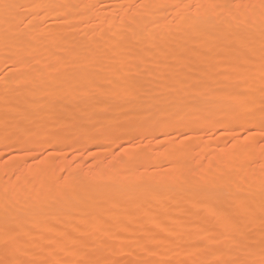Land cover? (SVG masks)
Wrapping results in <instances>:
<instances>
[{
  "label": "rangeland",
  "instance_id": "374dc122",
  "mask_svg": "<svg viewBox=\"0 0 264 264\" xmlns=\"http://www.w3.org/2000/svg\"><path fill=\"white\" fill-rule=\"evenodd\" d=\"M6 2L17 7L12 27L0 22V109L11 106L0 111V264L259 259L264 186L252 181L264 178L260 0ZM157 2L179 7H140ZM17 46L49 56L32 63L27 55L17 71L9 54ZM161 60L174 78L150 70ZM226 93L225 105L241 106L221 116L207 108ZM227 182L246 187L237 201L222 200ZM38 195L48 197L45 208L22 209ZM29 212L40 219L28 226ZM218 215L228 220L219 224ZM57 237L65 248L53 255Z\"/></svg>",
  "mask_w": 264,
  "mask_h": 264
},
{
  "label": "bare ground",
  "instance_id": "6f19581e",
  "mask_svg": "<svg viewBox=\"0 0 264 264\" xmlns=\"http://www.w3.org/2000/svg\"><path fill=\"white\" fill-rule=\"evenodd\" d=\"M85 2V1H84ZM14 9H12L11 11H9L8 12V14H6V13H1V11H0V22H2L3 24H5V26L7 27V28H9V27H12V24H13V22H15V19L13 18V15L11 14V13H13L14 11H13ZM3 12H4V10H2ZM189 21H192V19H190ZM145 23L146 22H143V24L145 25ZM142 24V25H143ZM197 24H198V22H197ZM144 25H143V30H145L144 32H143V34L146 32V27H145V29H144ZM146 26V25H145ZM140 28V27H139ZM2 29H0V37H1V35H2V33L4 32V31H1ZM8 30V29H7ZM141 30V29H140ZM39 30H36V32H34V34H36L37 32H38ZM189 50V51H188ZM187 50V52H186V54H187V58H186V60H185V64H191L192 62H193V55L194 54H192L193 52H192V49H188ZM151 51H155V49H153L152 47H151V49H150V51L149 52H151ZM43 52V51H42ZM48 53H49V51H47ZM156 52V51H155ZM159 52H162V51H159ZM192 52V53H191ZM44 53V52H43ZM48 53H46V54H44V55H39V54H41L40 53V51H39V54L38 53H36L33 49H27V48H19V46H17V47H11L10 49H9V54L12 56L11 58L13 59L12 60V63L13 64H17L18 65V67H17V71H22V70H24L25 69V64H24V62H23V60H24V57L25 56H27V55H30L31 56V62L33 63H35V62H37V63H41V62H43V60L45 59V58H47V56H49V54ZM162 55V57H163V59H165V57H164V55L163 54H161ZM108 56V55H107ZM172 56H174V55H172ZM49 58V57H48ZM53 58V57H52ZM169 58H172V57H168V60H169ZM194 58H196V57H194ZM50 60H51V58H49ZM162 59V60H163ZM167 59V58H166ZM165 59V60H166ZM158 61V62H156L155 64L153 63V64H151V66H150V70L152 71V69H156V70H158L159 68H161L162 70H163V72L161 73V77L160 78H162V80L164 79V80H166V79H168V78H174L175 76H173L174 74H173V72H172V70H171V66L170 65H168L167 66V64H163L162 62L163 61ZM205 60V57H202V59H200V61L201 62H203ZM29 61V60H28ZM29 61V62H30ZM19 63V64H18ZM31 63V64H32ZM44 63V62H43ZM171 64V63H170ZM37 65V64H36ZM57 65L58 64H56V65H54V66H52V70L51 71H55L56 70V68H57ZM176 66V65H175ZM37 67V66H36ZM152 68V69H151ZM149 69V68H148ZM162 70H160V71H162ZM36 71H38V70H36ZM35 71V73H33L34 75H33V77L35 76H37L39 73V71L38 72H36ZM256 72H262V70H261V65L258 67V69L256 70ZM41 73V72H40ZM235 76H241V73L240 72H235ZM32 77V76H31ZM34 77V78H35ZM177 78V77H176ZM202 87H204V86H202ZM203 89H205V88H202V90ZM118 90V89H117ZM200 92V91H199ZM204 92H206V90L204 91ZM260 92V91H259ZM201 93H202V91H201ZM262 93V92H261ZM205 94V93H204ZM203 94V95H204ZM201 95V94H200ZM254 100H255V98H254ZM256 100L257 101H259V98L257 99L256 98ZM227 102H229V100H228V97H227V93H226V95L225 94H223L222 95V97L220 98V100H217V101H212L209 105H207V108L208 109H212L213 107H218L219 109H218V113L220 114V116L221 115H224V114H226L231 108H234V107H237L238 105L239 106H241L240 104H242V102H241V100H234L232 103H233V105L231 104V105H225V104H227ZM255 102V101H254ZM260 102V101H259ZM55 104V103H54ZM56 105H50L49 107H47V111L49 110V111H51V109H54V107H55ZM252 106V108H257L258 106H260V105H257V103H255V105H251ZM34 107V106H33ZM33 107H31V108H33ZM12 108H13V106H12ZM230 108V109H229ZM259 108V107H258ZM11 110V106L9 107V106H5L4 108H2L1 107V109H0V111H10ZM131 109H129V111H130ZM131 112V111H130ZM75 117L76 118H80V115H79V112L77 111V114L75 115ZM122 117H121V114L120 113H116V115H115V117L113 118V122L114 123H116L118 120H120ZM244 123V122H243ZM63 124V119L61 118V119H59L58 121H56V123L54 124V125H52V126H50L48 129H51V130H58L59 128H60V126ZM77 129V128H76ZM76 133L78 134L79 132H78V129H77V131H76ZM68 138V137H67ZM4 139V138H3ZM70 139V138H69ZM69 139H65V143L66 142H68L69 141ZM71 140V139H70ZM253 146V145H252ZM239 152V151H238ZM129 153H130V151H129ZM234 153H235V151H234ZM237 153V152H236ZM244 154V153H246V151H244V150H242L241 152H240V154ZM127 154V153H126ZM132 154V153H131ZM130 155V154H129ZM138 155H140V154H138ZM166 155V154H165ZM253 155V154H252ZM251 155V156H252ZM132 156V155H131ZM241 156V155H240ZM129 157V156H128ZM172 157V156H171ZM127 158V157H126ZM129 160V159H128ZM249 168V167H248ZM247 167L245 168V171L248 169ZM250 169H251V167H250ZM249 169V170H250ZM126 174H129L128 172H126ZM125 174V175H126ZM264 176V175H263ZM72 181V180H71ZM74 182V181H73ZM263 182H264V178H259V179H255V180H253L252 181V186H255L256 184L257 185H262V186H264L263 185ZM78 183V182H77ZM84 183V182H83ZM85 184V183H84ZM120 185V184H119ZM226 187H227V189H228V191L230 192V195L229 196H227V197H224V198H222V200L224 201L225 200V202H234V201H237V192H239V191H244L245 190V188L246 187H243V186H241L240 187V185H238L237 183H233V182H227L226 183V185H225ZM73 187V186H72ZM40 188V187H39ZM123 188H126L125 186H123ZM261 189V188H260ZM63 191V190H62ZM261 192V191H260ZM262 192H264V188H263V191ZM4 193H6V192H4ZM262 194H264V193H262ZM148 195V194H147ZM146 195V196H147ZM150 195H152V193L150 194ZM153 196V195H152ZM77 198V197H76ZM150 198H151V196H150ZM152 198H154V197H152ZM48 203H49V200H48V197H44V196H37V197H35V198H24L23 200H22V203H21V207H22V209H25V210H28V211H33V209L34 208H45V206H47L48 205ZM124 203V202H123ZM191 203H189V205H190ZM193 204V203H192ZM243 204V203H242ZM121 206L122 205H125V204H120ZM194 207V206H193ZM192 207V208H193ZM141 210H143L142 208L140 209L139 208V210L137 211V213L135 214L136 216L135 217H138L137 215H142V214H139V212L141 213L142 211ZM82 212H84V211H79V214L78 215H80ZM144 212V211H143ZM29 213H31V214H29ZM28 214V216H27V225L29 226V225H32V224H34L36 221H38L39 219H40V217H38L37 216V214L35 215V214H33L32 212H29ZM193 215H195V214H193ZM198 216V215H197ZM219 217H217V219L215 220V221H217L219 224H221V223H224V222H226L227 220H228V217H225V215H218ZM262 216H264V212H263V214L261 215V217ZM148 217V216H147ZM251 217H249L248 219H250ZM139 219H140V217H139ZM190 219H195L196 221L198 220H201V218L200 217H196V216H189L188 218H187V220H190ZM212 219V218H211ZM154 220V219H153ZM146 220L147 221V223H145L147 226H152V225H155V224H161L160 223V220ZM155 223V224H154ZM244 223V222H243ZM245 224V223H244ZM137 223H136V226L134 227V229L137 227ZM261 228V227H260ZM259 231H260V229H258ZM257 231V234L258 235H260L262 232L260 231ZM196 232V231H195ZM260 233V234H259ZM34 236V234L32 233V232H30V231H28V232H25V237L26 238H28V239H30V238H32ZM245 236V235H244ZM58 238V237H57ZM62 241H64V240H62L61 239V237H59L58 239H57V241H56V245H55V247H54V250H53V252H52V254L54 253H59V252H61L65 247H64V244H63V242ZM209 241V240H208ZM14 242V241H13ZM65 242H67V240H65ZM207 246V245H206ZM205 247V246H204ZM53 254V255H54ZM197 254V253H196ZM199 254V253H198ZM203 253H201L200 252V254L199 255H197V257H200V255H202ZM196 256V255H195ZM196 257V258H197Z\"/></svg>",
  "mask_w": 264,
  "mask_h": 264
},
{
  "label": "snow or ice",
  "instance_id": "6c2138e0",
  "mask_svg": "<svg viewBox=\"0 0 264 264\" xmlns=\"http://www.w3.org/2000/svg\"><path fill=\"white\" fill-rule=\"evenodd\" d=\"M179 7V5H169L166 2H157L149 5H140L141 8H149V9H165L167 7ZM17 7V5L12 3H7L6 0H0V9H3L6 13L11 11ZM213 7H216L213 5ZM239 7V5H237ZM258 7L261 9V18L264 20V0H260V4ZM261 70L264 72V55H262L261 59ZM235 99V98H233ZM261 123H262V130L258 133L261 136H264V99L261 101ZM261 227L262 231H264V216L261 217ZM14 236L9 234L5 238V243H9L10 241L14 240ZM251 257L252 254L249 253ZM18 264H101L98 261H90V260H80V261H67L61 260L57 262H49V261H39V260H32V261H21ZM119 264V262H117ZM179 264H188V262H179ZM192 264H213V262H192ZM214 264H264V245H262L259 253V259L248 258V259H219L214 262Z\"/></svg>",
  "mask_w": 264,
  "mask_h": 264
}]
</instances>
